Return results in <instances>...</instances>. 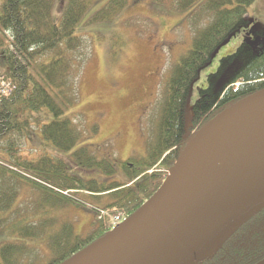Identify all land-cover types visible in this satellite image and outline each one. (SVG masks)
Listing matches in <instances>:
<instances>
[{
    "label": "trees",
    "instance_id": "1",
    "mask_svg": "<svg viewBox=\"0 0 264 264\" xmlns=\"http://www.w3.org/2000/svg\"><path fill=\"white\" fill-rule=\"evenodd\" d=\"M96 1L70 0L60 24L53 18L58 0H3L0 6V62L4 65L0 69V225L16 221L13 231L21 238L0 245V264H39L46 259L45 253H49V259L42 264H64L108 236L114 231L113 217L128 219L138 213L165 185L168 173L207 125L234 105L264 91V38L256 34L232 56L221 60L218 72L208 77V87L200 89L198 100L188 108L192 85L200 71L223 44L249 25V8L256 1L206 0L191 16L193 46L169 78L159 105L155 138L146 156L119 163L101 161L86 147L72 155V163L86 169L98 167L104 176L118 171L119 182L83 181L68 173L65 161L50 155L33 161L23 158L20 149L29 136L32 113L47 110L54 118L42 127V136L56 150L70 152L81 139L65 111L77 100L75 65L90 54L88 42L76 35V29ZM200 1L178 0L176 8L186 10ZM126 5V0H111L91 20H109ZM204 16L209 18L208 23L198 27ZM238 59L243 60L242 67L218 89L220 78ZM24 187L32 191L28 203L37 200L45 206L84 207L87 197H93L106 199L109 204L91 210L97 220L90 234L81 236L73 225L57 229L37 204L30 209L25 206L26 197L16 208ZM29 210L30 220L20 222L21 217L28 218ZM246 233L249 237L245 242L233 238ZM259 260L264 261V209L198 264H255Z\"/></svg>",
    "mask_w": 264,
    "mask_h": 264
},
{
    "label": "rangeland",
    "instance_id": "2",
    "mask_svg": "<svg viewBox=\"0 0 264 264\" xmlns=\"http://www.w3.org/2000/svg\"><path fill=\"white\" fill-rule=\"evenodd\" d=\"M69 1L58 0L55 4L53 18L57 24H60ZM110 1L97 0L76 29V35L88 42L90 54L86 61L75 65L77 100L66 109L65 117L76 125L81 139L70 152L53 148L43 139L42 127L54 118L43 110L29 114L32 118L29 136L20 149L21 156L27 160L54 156L67 163L70 175L83 181L101 182L104 179V183L119 182V172L104 176L98 167L86 169L72 163V155L86 147L101 161L119 163L146 156L148 145L155 138L159 105L169 78L193 46L195 28L191 16L206 0L186 10L176 8L178 0H126V7L109 20L92 21ZM263 3L264 0H256L250 6L249 25L223 44L212 61L200 71L192 85L189 109L198 100L200 89L208 87L209 75L218 72L222 59L232 56L246 39H252L256 34L264 38V12L260 11ZM208 21L207 16L201 17L198 27H204ZM1 65L0 62V69H3ZM242 65V59L236 60L220 78L218 89L224 87ZM29 194H32L31 188H22L15 207L19 208L25 197L28 198L25 206L36 207L39 201L28 203ZM85 202L84 207H53L43 203L37 206L46 212L47 219L53 221L57 229L69 224L78 235L86 236L97 220L91 210L105 208L109 201L87 197ZM30 211L28 218L21 217L20 222L30 220ZM15 222L11 220L0 225L4 228L0 230V245L21 240L13 231ZM48 255L45 253L43 258L46 259L39 264L48 261Z\"/></svg>",
    "mask_w": 264,
    "mask_h": 264
},
{
    "label": "water",
    "instance_id": "3",
    "mask_svg": "<svg viewBox=\"0 0 264 264\" xmlns=\"http://www.w3.org/2000/svg\"><path fill=\"white\" fill-rule=\"evenodd\" d=\"M262 209L264 91L207 125L138 213L64 264H198Z\"/></svg>",
    "mask_w": 264,
    "mask_h": 264
},
{
    "label": "flooded vegetation",
    "instance_id": "4",
    "mask_svg": "<svg viewBox=\"0 0 264 264\" xmlns=\"http://www.w3.org/2000/svg\"><path fill=\"white\" fill-rule=\"evenodd\" d=\"M235 232H236V231H235ZM235 232H234V233H235ZM234 233H233V234H234ZM233 234H232V235H233ZM232 235H231V236H232ZM231 236H230V237H231ZM248 237H249V234L246 233L244 236H243L242 234H241V235H237V234H236L233 238L238 239L240 242H245V241H247ZM209 256H210V255H209ZM209 256H208V257H209ZM206 258H207V257H206ZM206 258H205V259H206ZM209 262H210V261H209ZM213 262H214V261H213ZM213 262H212L211 264H213ZM262 263H264V261H263V260H262V261L259 260V261H257L255 264H262Z\"/></svg>",
    "mask_w": 264,
    "mask_h": 264
},
{
    "label": "built area",
    "instance_id": "5",
    "mask_svg": "<svg viewBox=\"0 0 264 264\" xmlns=\"http://www.w3.org/2000/svg\"><path fill=\"white\" fill-rule=\"evenodd\" d=\"M121 220H122L121 217H115L114 222H113V226L118 228L119 225L121 224Z\"/></svg>",
    "mask_w": 264,
    "mask_h": 264
},
{
    "label": "crops",
    "instance_id": "6",
    "mask_svg": "<svg viewBox=\"0 0 264 264\" xmlns=\"http://www.w3.org/2000/svg\"><path fill=\"white\" fill-rule=\"evenodd\" d=\"M260 11L264 12V3L260 5Z\"/></svg>",
    "mask_w": 264,
    "mask_h": 264
}]
</instances>
